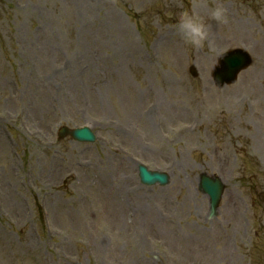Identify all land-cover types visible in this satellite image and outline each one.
Segmentation results:
<instances>
[{"label": "rangeland", "instance_id": "374dc122", "mask_svg": "<svg viewBox=\"0 0 264 264\" xmlns=\"http://www.w3.org/2000/svg\"><path fill=\"white\" fill-rule=\"evenodd\" d=\"M215 2L0 0V264H264V0H222L214 50L186 44L178 13ZM236 47L253 63L220 87Z\"/></svg>", "mask_w": 264, "mask_h": 264}, {"label": "water", "instance_id": "95a60500", "mask_svg": "<svg viewBox=\"0 0 264 264\" xmlns=\"http://www.w3.org/2000/svg\"><path fill=\"white\" fill-rule=\"evenodd\" d=\"M253 59L251 55L242 48H235L228 51L220 61V65L216 68L214 77L216 82L223 86L226 83L234 82L241 70L247 68ZM191 71L194 75L197 74V70L193 66ZM71 134L78 140H89L94 141L96 136L87 127L77 128L70 130L67 127H63L60 131V135L64 136ZM139 174L141 181L145 184H156L166 185L169 183V175L161 171H153L148 169L146 166H139ZM200 186L202 190L207 193L210 197L211 204V215H215L219 202L221 200L224 183L219 177L209 176L207 174H202Z\"/></svg>", "mask_w": 264, "mask_h": 264}, {"label": "clouds", "instance_id": "9594fccd", "mask_svg": "<svg viewBox=\"0 0 264 264\" xmlns=\"http://www.w3.org/2000/svg\"><path fill=\"white\" fill-rule=\"evenodd\" d=\"M212 20L218 25L227 23L228 9L222 0H216L207 16L201 14L195 5L191 9H183L178 13L176 26L186 44L193 48H201L207 43L210 50H214V42L209 40V27Z\"/></svg>", "mask_w": 264, "mask_h": 264}, {"label": "bare ground", "instance_id": "6f19581e", "mask_svg": "<svg viewBox=\"0 0 264 264\" xmlns=\"http://www.w3.org/2000/svg\"><path fill=\"white\" fill-rule=\"evenodd\" d=\"M134 143H136V140H134V139H131ZM120 151H121V148H120ZM117 181H118V187H120V184H122V182H123V179H121L120 177L117 179ZM120 190V189H119Z\"/></svg>", "mask_w": 264, "mask_h": 264}]
</instances>
